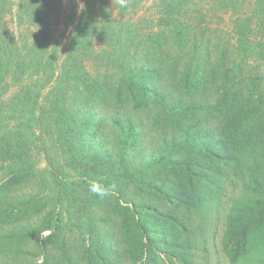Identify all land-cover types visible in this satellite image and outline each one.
I'll return each instance as SVG.
<instances>
[{"label":"trees","instance_id":"obj_1","mask_svg":"<svg viewBox=\"0 0 264 264\" xmlns=\"http://www.w3.org/2000/svg\"><path fill=\"white\" fill-rule=\"evenodd\" d=\"M207 1L159 0L145 29L87 0L65 56L51 57L39 34L60 0L18 9V26H42L31 45L5 23L14 0H0V264H220L218 252L264 264V0ZM93 180L113 193L92 194Z\"/></svg>","mask_w":264,"mask_h":264},{"label":"rangeland","instance_id":"obj_2","mask_svg":"<svg viewBox=\"0 0 264 264\" xmlns=\"http://www.w3.org/2000/svg\"><path fill=\"white\" fill-rule=\"evenodd\" d=\"M87 0H60V8H59V13L53 15L49 19L46 18L45 20V25L42 30H45V32L39 35H44V38H42V41H46L45 44V49L47 50V53L49 56L52 57L51 53L56 50L58 56H65L67 48H68V43L69 39L72 37L73 30L75 26L78 24V14L80 15L82 6L85 4ZM207 1V0H205ZM259 0H244L242 2H246V6H249L250 4H255ZM27 0H14L15 7L12 9L11 13H8L5 16V23L7 25V28L16 34V38L21 39L22 36L25 38V40L28 41V44H32L33 38L35 36V33H40V29L42 26L35 28L33 27L34 25L29 22H23V26L20 27L17 24H19L18 21H16L17 16H18V9H20V6L26 5ZM95 2L99 4H103L105 6L104 10L107 11L108 13L110 12L111 16L115 18L116 20H128L130 22L138 23L140 22L142 27L147 29V26L152 25V21H157L158 20V8L156 4H158L159 0H144L140 6L136 8H129L127 13H122L121 10V4H124L127 2V0H95ZM209 2L207 1L206 7L207 9L210 8L208 6ZM210 5V4H209ZM242 7V6H241ZM74 10L77 11L75 14V17L72 18L74 14ZM21 12V11H20ZM218 14L216 15V17ZM230 16L231 12H228L227 14L223 13V18L225 19V23L218 21V19L215 17V22H213L214 26H216L217 23L221 27H227L229 25L230 21ZM4 22V21H3ZM153 23V22H152ZM36 25V24H35ZM26 41V42H27ZM41 41V42H42ZM40 42V43H41ZM57 57V56H56ZM28 78V77H27ZM25 77V79L21 83H11L7 92H5L4 96L2 97V101L6 103H10L13 98H15L17 95H22L24 94L25 89H28L32 85V82L36 77H34L32 80H29ZM15 120H11L7 122V125L9 128L15 127L16 125ZM37 127L36 125L33 124V117H28V123H27V131H36ZM24 130H26V127L24 125ZM44 144L43 141H38L35 142L32 145V155L37 156L39 159V169H46L48 167V163L45 157V147L47 144V140H49L47 137L44 136ZM45 145V147H44ZM8 165V164H7ZM7 165H0V180H3L7 177ZM229 188V187H228ZM32 185H26L24 188L21 189L19 193H29L30 191H33ZM229 193L227 194L226 199L224 202H222V208L220 209V215H219V220L217 222V227H216V232H217V238H218V246L220 248V239L224 233L225 226H226V218L227 214L229 213L230 207L232 205L231 202V194L232 191L229 189ZM36 223V222H34ZM45 236L48 235V233L44 234ZM75 235V234H74ZM69 242L73 241L74 236L73 234H68L66 236ZM29 248V256L25 259L30 262L34 260L35 255H38V250H37V243L34 241ZM214 253L216 252V249L212 250ZM217 258L221 261L220 264H231L229 260L226 258L225 255H223L222 252H218ZM215 258L213 259V261ZM39 262H42V258H39ZM217 263V262H216Z\"/></svg>","mask_w":264,"mask_h":264},{"label":"clouds","instance_id":"obj_3","mask_svg":"<svg viewBox=\"0 0 264 264\" xmlns=\"http://www.w3.org/2000/svg\"><path fill=\"white\" fill-rule=\"evenodd\" d=\"M88 187H89V191L92 194L100 198H105L110 196L115 189V185L106 186L104 183L97 180L91 181Z\"/></svg>","mask_w":264,"mask_h":264}]
</instances>
